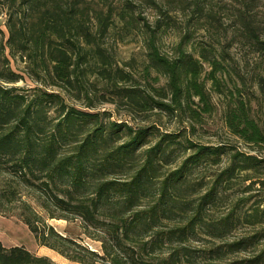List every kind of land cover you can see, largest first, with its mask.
<instances>
[{
	"label": "trees",
	"instance_id": "16d2710c",
	"mask_svg": "<svg viewBox=\"0 0 264 264\" xmlns=\"http://www.w3.org/2000/svg\"><path fill=\"white\" fill-rule=\"evenodd\" d=\"M89 4L0 0L7 30L5 38L0 29V212L16 203L38 244L76 264H264V229H255L264 220V194L249 193L255 184L264 189V154L198 145L159 131L155 121L133 126L73 104L86 100L93 109L86 85L99 80L115 96L107 100L130 112L175 114L189 109L192 98L208 112L209 95L198 79L206 64L207 78L219 87L220 61L205 49L199 60L183 42L172 57L162 54L150 29L140 75L146 83L140 85L100 42L111 15H92ZM258 42L264 50V41ZM8 57L23 63V74ZM23 75L35 86H14ZM160 77L164 85L155 86ZM250 113L248 102L227 104L224 125L248 146L262 147L264 125ZM175 150L181 152L172 155ZM209 161L221 168L208 179L193 178ZM240 173L248 183L230 197L226 191ZM224 194L230 210L208 218ZM35 208L49 218H79L98 234L101 253L60 235ZM237 225L254 232L227 236ZM0 264L56 263L0 242Z\"/></svg>",
	"mask_w": 264,
	"mask_h": 264
},
{
	"label": "rangeland",
	"instance_id": "374dc122",
	"mask_svg": "<svg viewBox=\"0 0 264 264\" xmlns=\"http://www.w3.org/2000/svg\"><path fill=\"white\" fill-rule=\"evenodd\" d=\"M93 15L100 11L102 15H111L107 31L100 42L113 58V63L131 71L138 78L140 85L146 81L140 78L141 69L145 60V39L150 29L156 31V45L160 53L172 57L174 48L183 42L184 48L198 57V52L205 49L211 56L220 61L222 74L217 77L220 86L212 85L207 78L210 70L206 64L198 79L204 83L209 95L210 106L208 112L202 110L203 104L198 98H192L189 109L198 113L191 117L190 110L168 114L153 111L152 113L130 112L126 105L119 106L109 102L114 99L103 84L97 80L94 86L86 85L90 91L93 109L88 108V102H74L77 109L89 112H107L110 120L130 121L133 126L156 123L159 131L179 133L182 139L203 146L225 145L227 152L243 151L264 154V146L251 147L231 134L224 125L223 114L227 104L234 106L239 100L248 102L251 106V116L264 125V50L258 41H264V0H87ZM6 16H0V29L4 37L7 30L4 26ZM93 25H96L95 20ZM5 55L8 51L5 49ZM10 60L11 68L17 72L22 69L23 63L17 59ZM23 74V73H22ZM93 77L89 76V81ZM164 85L163 77L159 84ZM16 87H34L35 84L23 75V79L14 84ZM180 138V139H181ZM151 143L156 138L150 137ZM191 150L188 149L186 153ZM255 151V152H254ZM175 150L172 155H176ZM182 155L178 156L176 165ZM225 157L223 156V160ZM202 163L199 170L192 175L196 180L199 177L208 179L217 172L222 163ZM248 182L242 181V174H237L233 184L226 191L230 197L238 195L244 190ZM252 195L264 194V189H258L255 184L250 192ZM227 194L222 200L212 206L206 213L210 219L224 216L231 208L232 202ZM257 197V196H256ZM14 205H17L16 203ZM12 205V209L0 212V242L5 248L22 246L38 256H46L56 264H76L55 250L40 246L28 227L22 222L19 210ZM42 216L44 222L54 228L60 235L67 237L90 250L101 253L100 242L96 239L97 233L92 228H85L79 218H49ZM255 229H264V220ZM38 222V226L41 227ZM254 232L250 227L237 225L227 236H236ZM95 264H98L96 262Z\"/></svg>",
	"mask_w": 264,
	"mask_h": 264
}]
</instances>
